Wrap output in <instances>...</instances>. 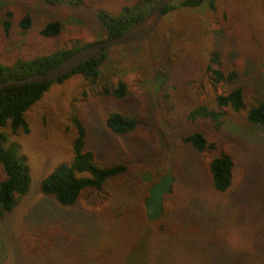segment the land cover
Here are the masks:
<instances>
[{
    "label": "rangeland",
    "instance_id": "374dc122",
    "mask_svg": "<svg viewBox=\"0 0 264 264\" xmlns=\"http://www.w3.org/2000/svg\"><path fill=\"white\" fill-rule=\"evenodd\" d=\"M135 1L86 0L72 8L0 0V64L104 41L97 11L117 14ZM7 12L13 14L9 33L2 27ZM27 13L32 25L24 31L19 23ZM53 20L62 23L61 34L42 37L41 29ZM215 51L225 73H238L236 82L211 79L207 67ZM107 53L95 83L74 75L51 86L25 114L29 133L0 128L20 145L32 174L29 194L0 221V264H264V127L247 121L249 108L264 101V0H207L198 8H179L149 38ZM120 82L127 85L123 99L111 93ZM237 86L244 88L245 109L227 108L221 130L188 119L189 110L212 106L217 95ZM114 112L137 117L139 127L114 135L106 126ZM75 117L85 125L87 148L97 161L125 163L128 171L62 207L41 193L40 184L56 166L72 161ZM194 132L234 158L227 192L214 190L207 170L217 153L200 154L183 143ZM168 174L177 200L162 232L161 221L147 218L145 201ZM54 234L57 240L50 238ZM48 243L50 249L40 253Z\"/></svg>",
    "mask_w": 264,
    "mask_h": 264
},
{
    "label": "trees",
    "instance_id": "16d2710c",
    "mask_svg": "<svg viewBox=\"0 0 264 264\" xmlns=\"http://www.w3.org/2000/svg\"><path fill=\"white\" fill-rule=\"evenodd\" d=\"M41 1L48 6L66 5L77 8L83 7L86 0ZM156 1L136 0L130 5L124 6L117 14H111L105 9L97 11V19L105 30L106 40L119 36L139 21ZM206 1L178 0L164 9V16L179 8H198ZM12 20L13 14L7 12L2 23L6 33H9L12 29ZM19 25L24 31L30 29L32 25L31 15L29 13L25 14ZM62 29V23L53 20L41 29L40 35L45 38H56L61 34ZM89 45L76 46L71 49H58L53 53L30 59H18L10 65L0 64V82L46 73ZM108 50L102 49L74 72L55 82L15 85L0 91V128L9 127L13 134L21 131L29 133V125L25 118L26 112L43 98L52 85L62 83L74 75H80L90 83H95L108 56ZM221 65L220 54L216 51L212 52L207 70L215 83H233L239 79L236 71L225 73L221 69ZM161 74L164 76H161L162 79L167 83L166 74L164 72H161ZM111 93L117 99H123L127 95V85L120 82ZM227 108L234 113H239L245 109V93L242 86L233 88L227 94L217 95L212 106L200 104L192 108L189 110L188 119L193 122H209L216 131H219L225 125ZM247 121L252 125L264 127V101H259L249 108ZM73 124L77 129V137L73 143L72 161L56 166L40 184L41 193L53 198L62 207L74 206L86 192L102 191L111 180L122 177L128 171V165L125 163L100 164L95 153L87 148L88 133L83 122L75 117L73 118ZM139 125L138 118L126 112H114L106 119L108 130L117 136L129 135ZM182 141L197 153L203 154L207 151L217 153L208 164L207 170L214 190L220 193L227 192L233 185L235 176V160L232 155L223 147L210 142L202 132H194L182 137ZM31 186L32 174L27 156L22 152L18 143L11 141L6 132L0 131V221L17 208L22 199L29 194ZM174 193L175 191L172 188L170 193L164 197L161 217L158 220H150L154 223L161 221L163 225H159L158 229L162 232L167 230V223L174 213L173 206L177 200ZM46 233L51 234L52 229H48ZM58 237V234H54L50 238L57 240ZM49 249L48 243L46 248H39V251L42 253ZM236 264H246V261L240 260Z\"/></svg>",
    "mask_w": 264,
    "mask_h": 264
},
{
    "label": "water",
    "instance_id": "95a60500",
    "mask_svg": "<svg viewBox=\"0 0 264 264\" xmlns=\"http://www.w3.org/2000/svg\"><path fill=\"white\" fill-rule=\"evenodd\" d=\"M177 1L157 0L139 21L135 22L119 36L90 44L46 73L0 82V91L15 85L55 82L74 72L80 65L102 49L119 47L149 38L159 29L164 17V9ZM173 181L172 175H165L150 189L149 197L145 201L146 216L149 220L154 221L161 217L163 213V200L172 190Z\"/></svg>",
    "mask_w": 264,
    "mask_h": 264
}]
</instances>
